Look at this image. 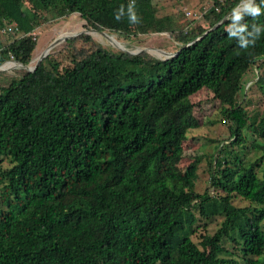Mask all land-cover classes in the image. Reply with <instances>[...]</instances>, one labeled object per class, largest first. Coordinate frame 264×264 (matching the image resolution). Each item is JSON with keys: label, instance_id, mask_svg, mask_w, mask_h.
I'll return each mask as SVG.
<instances>
[{"label": "trees", "instance_id": "obj_1", "mask_svg": "<svg viewBox=\"0 0 264 264\" xmlns=\"http://www.w3.org/2000/svg\"><path fill=\"white\" fill-rule=\"evenodd\" d=\"M128 3L0 0V65H28L31 32L73 12L97 31L174 40L172 55L158 57L114 51L83 32L65 42L88 43L79 57L47 54L0 85V264H264V108L241 102L264 34L248 49L229 38L239 0H212L206 25L181 26L155 18L152 0H136L140 23L116 20ZM245 22L264 25V15ZM7 26L17 29L3 40ZM254 85L264 97V70ZM203 88L220 103L228 139L210 140V154L180 168L199 126L190 96ZM202 157L208 176L198 190Z\"/></svg>", "mask_w": 264, "mask_h": 264}, {"label": "rangeland", "instance_id": "obj_2", "mask_svg": "<svg viewBox=\"0 0 264 264\" xmlns=\"http://www.w3.org/2000/svg\"><path fill=\"white\" fill-rule=\"evenodd\" d=\"M211 4L212 0H152L155 18L162 20L165 16L172 15L179 18V25H185L189 20L194 24L202 23L206 25L203 19V13ZM92 29L93 28L86 26L85 20L82 19L77 12H73L67 17L59 18L54 22H43L31 32V35L36 39L37 46L27 65L28 68L34 66L38 55L44 53L50 43L57 38H61V40L52 46L53 48H49L45 55L52 54L55 58L66 62H68L71 57H79L80 51L78 47H87L88 43L78 40L75 42L76 49H73L66 46L65 42L69 37L78 36L83 32L92 35L95 42L107 48H111L114 51L125 49L135 54L144 49V51L158 57H163V52L172 53L174 50V40L170 38V34L166 31H153L147 34L138 32L136 34H131L129 37H125L121 32L108 31L107 29H103L102 31ZM1 33L3 40L12 39L15 36L13 32L9 31L2 30ZM34 58H36L35 62H33ZM7 61H12L13 63L10 62L11 64L8 67H1L0 85L7 84L12 77H18L26 70L24 65L12 58ZM31 64L32 66H29ZM263 70L264 59H260L253 66L248 68L245 73V81L247 82L244 84V90L247 91V94L245 97L241 98V102L248 110L261 112L264 108V97L254 85L257 75ZM190 100L194 104V114L198 119L199 126L190 130L188 133L183 151V158L177 161V165L180 168H184L201 154H210L214 149V143L210 140L222 138L225 140L224 142H227L228 139L229 131L227 123L220 120V103L213 97V94L208 89L203 88L192 94ZM200 160L197 167V177L199 179L197 185L198 190H202L205 187L207 184L205 179L208 176L206 172V158L202 157ZM233 202L236 205L246 204L245 201L238 199H233ZM219 221L220 218L208 221L207 231L212 233L218 227ZM201 222L200 219L199 223L201 224ZM193 240L197 242L198 237L193 235Z\"/></svg>", "mask_w": 264, "mask_h": 264}, {"label": "clouds", "instance_id": "obj_3", "mask_svg": "<svg viewBox=\"0 0 264 264\" xmlns=\"http://www.w3.org/2000/svg\"><path fill=\"white\" fill-rule=\"evenodd\" d=\"M125 15H127L129 23H140V17L136 12V0H129L127 6L123 4L120 5L116 10L115 19L119 21ZM261 15H264V0H260L259 3H257L256 0H239V3L232 8L230 14L227 16L229 23L226 26L225 31L230 39H234L237 42L239 48L248 49L249 47L255 46V43L260 38L261 34H264V25L255 22L249 25L245 22V17H251L253 21H255ZM3 29H5L4 31L10 32L16 31L17 28L16 26H7ZM2 64L0 65L1 67Z\"/></svg>", "mask_w": 264, "mask_h": 264}, {"label": "water", "instance_id": "obj_4", "mask_svg": "<svg viewBox=\"0 0 264 264\" xmlns=\"http://www.w3.org/2000/svg\"><path fill=\"white\" fill-rule=\"evenodd\" d=\"M221 21H222V20H220L219 22H217V24L220 23ZM217 24H216V25H217ZM60 40H61V38H57V39H55L53 42H51L50 45L48 46V48L45 50V52L39 54L38 59L36 60L34 66H33L32 68H28L27 66H25V67L27 68V70H28V71H32V70L38 65V63H39V61L42 59V57L47 53V50H48L49 48H51L52 46H54V45H55L58 41H60ZM143 50H144V49H143ZM124 51H127V50L124 49ZM127 52H129V53H134V52H130V51H127ZM162 52H163V51H162ZM163 54H164V57H169V56L172 55V53H168V52H163ZM0 70H1V66H0Z\"/></svg>", "mask_w": 264, "mask_h": 264}, {"label": "bare ground", "instance_id": "obj_5", "mask_svg": "<svg viewBox=\"0 0 264 264\" xmlns=\"http://www.w3.org/2000/svg\"><path fill=\"white\" fill-rule=\"evenodd\" d=\"M65 30V29H64ZM122 47V46H121ZM53 48V47H52ZM123 48V47H122ZM39 56V55H38ZM35 59L36 58H34V61L33 62H35ZM37 59H38V57H37ZM9 64H11V63H13L12 61H7ZM6 62V63H7ZM11 62V63H10ZM6 63H4L3 65H2V67H8L9 66V64H6ZM6 64V65H5ZM29 66H32V64L31 65H29ZM256 257V256H255Z\"/></svg>", "mask_w": 264, "mask_h": 264}, {"label": "built area", "instance_id": "obj_6", "mask_svg": "<svg viewBox=\"0 0 264 264\" xmlns=\"http://www.w3.org/2000/svg\"><path fill=\"white\" fill-rule=\"evenodd\" d=\"M5 29H3V31H4Z\"/></svg>", "mask_w": 264, "mask_h": 264}]
</instances>
